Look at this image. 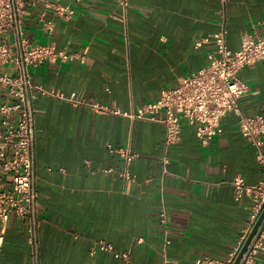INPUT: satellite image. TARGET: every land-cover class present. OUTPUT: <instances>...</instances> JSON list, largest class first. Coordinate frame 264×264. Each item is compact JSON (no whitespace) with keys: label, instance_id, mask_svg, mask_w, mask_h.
<instances>
[{"label":"crops","instance_id":"obj_1","mask_svg":"<svg viewBox=\"0 0 264 264\" xmlns=\"http://www.w3.org/2000/svg\"><path fill=\"white\" fill-rule=\"evenodd\" d=\"M127 1L123 8L115 0H73L71 19L47 16L50 32L35 15L28 17L34 41L54 42L77 55L31 67L34 82L133 112L204 66L213 49L211 35L221 26L232 50L244 32L264 36V0ZM238 77L247 85L240 111L264 114V60L243 66ZM34 115L39 264H195L198 255L224 258L255 212L251 196L233 198L235 174L247 184L264 179L257 150L239 132L233 112L205 145L185 120L179 139L166 144L158 120L95 112L54 96L38 95ZM109 145L134 156L126 162ZM99 241L111 249L98 248ZM32 261L25 222L11 217L0 264ZM255 264H264V253Z\"/></svg>","mask_w":264,"mask_h":264},{"label":"built area","instance_id":"obj_2","mask_svg":"<svg viewBox=\"0 0 264 264\" xmlns=\"http://www.w3.org/2000/svg\"><path fill=\"white\" fill-rule=\"evenodd\" d=\"M72 1L0 0V96L3 98L0 103V246L10 218L22 219L33 264H39L34 124V101L38 95L65 99L74 106L87 105L95 112L158 120L165 128L166 144L179 139L180 122L185 120L194 126L196 137L205 145L222 132V119L228 112H233L237 116L239 132L256 148V158L264 168V151L261 149L264 144V114L240 111L239 98L247 91V85L238 77L243 66L264 60V36L244 32L238 48L232 50L226 45L227 30L221 26L211 35L213 49L207 52L204 66L179 78L175 85L163 88L158 98L145 102L133 112H124L117 106L87 101L76 92L66 95L55 88H44L33 80L31 67H37L44 61H70L77 55L58 49L54 42L34 41L27 33L26 19L35 15L50 32L53 24L47 16L71 19L75 15ZM115 1L123 8L128 6L127 0ZM80 59L83 61V57ZM108 149L118 152L126 162L134 156L122 148L109 145ZM123 176L135 178L128 172ZM231 184L233 198L239 200L244 195L251 196L255 212L228 256L198 255L194 258L195 264H232L264 208V179L247 184L241 174H235ZM159 215L160 222L164 224L165 212L160 211ZM164 241L169 243L170 239L165 236ZM97 247L111 249L110 244L104 241H99ZM262 253L264 217L237 264H255L256 256ZM115 256L127 257L125 253H115ZM164 261L167 264V259Z\"/></svg>","mask_w":264,"mask_h":264},{"label":"water","instance_id":"obj_3","mask_svg":"<svg viewBox=\"0 0 264 264\" xmlns=\"http://www.w3.org/2000/svg\"><path fill=\"white\" fill-rule=\"evenodd\" d=\"M262 217H264V208H262L258 218L256 219L255 223L253 224V226H252V228H251V230H250V232H249V234H248L243 246L241 247L239 253L237 254V256H236V258H235V260L233 261L232 264H237L242 252L244 251V249H245L246 245L248 244L249 240L251 239V237H252L253 233L255 232V229L258 226V224H259V222H260Z\"/></svg>","mask_w":264,"mask_h":264}]
</instances>
